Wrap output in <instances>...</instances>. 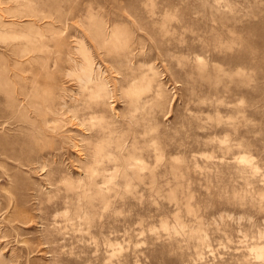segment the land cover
<instances>
[{"label": "rangeland", "instance_id": "obj_1", "mask_svg": "<svg viewBox=\"0 0 264 264\" xmlns=\"http://www.w3.org/2000/svg\"><path fill=\"white\" fill-rule=\"evenodd\" d=\"M0 264H264V0H0Z\"/></svg>", "mask_w": 264, "mask_h": 264}, {"label": "bare ground", "instance_id": "obj_2", "mask_svg": "<svg viewBox=\"0 0 264 264\" xmlns=\"http://www.w3.org/2000/svg\"><path fill=\"white\" fill-rule=\"evenodd\" d=\"M25 70V69H24ZM23 70V71H24ZM33 70V69H32ZM25 72V71H24ZM23 72V73H24ZM34 72V71H33ZM22 74V73H21ZM26 74V73H25ZM23 75V74H22ZM21 76V75H20ZM32 77V76H31ZM24 78V77H23ZM22 78V79H23ZM25 79V78H24ZM26 79H27V77H26ZM26 81V80H25ZM28 82H29V80H27ZM23 82V81H22ZM23 86H25L24 84H22ZM21 85V86H22ZM29 85V84H28ZM31 86H32V84H30ZM21 88V87H20ZM20 88H19V90H20ZM34 88V87H33ZM37 88V87H36ZM24 89H25V87H24ZM23 89V90H24ZM22 90V89H21ZM26 91V90H25ZM22 91H20V93H21ZM23 94V93H22ZM32 97H34V96H32ZM31 97V98H32ZM24 98V97H23ZM35 101V100H34ZM30 102V100L28 99V101H26V103H28L27 105V108L30 110V112H31V114L32 115H34L36 118H40V120H39V123L41 124V126L42 127H40V129H41V131L42 132H52V133H54V134H56L57 132H59V130L61 129V128H58L57 127V125L56 126H52L51 128H50V123H52L51 121V116H53L52 114H54L55 115V117H56V115L58 114L59 116H61V117H64L66 120H69V121H71V122H77L76 124L77 125H80V126H84V125H88L87 127L91 130L92 128H94V130H95V127L94 126H92V125H90V124H88V122H87V120H86V118H85V116H86V114L84 113V111H80V110H75V109H70L71 107L70 106H68L67 108H65V109H63V110H61V113L59 112V110H58V112L56 111V110H52V109H50V111L52 110V113L51 114H46L44 111H41L40 109H38L36 106H33V105H31V103H29ZM36 102H37V100H36ZM38 103V102H37ZM67 104V103H66ZM43 105H44V103H43ZM66 106V105H65ZM47 107V106H46ZM51 107V106H50ZM53 107V106H52ZM73 107H75V106H73ZM49 108V107H48ZM64 108V107H63ZM58 109V108H57ZM63 111V112H62ZM29 112V113H30ZM48 115H49V117H48ZM58 115H57V118H58ZM85 115V116H84ZM56 118V119H57ZM54 121V123L56 122L55 120H53ZM92 121V120H91ZM58 122V121H57ZM70 122V123H71ZM94 123V122H93ZM76 124H75V126H76ZM95 124V123H94ZM74 125V124H73ZM40 126V125H39ZM67 126V125H66ZM79 127V126H78ZM45 129H49V130H51V131H49V130H45ZM95 131H97V130H95ZM76 146V145H75ZM74 147V146H73ZM79 147V146H78ZM78 150V149H77ZM79 151V150H78ZM84 155V154H83ZM92 166H93V163L91 164ZM129 166V165H128ZM43 169V168H42ZM44 170V169H43ZM92 171V170H91ZM93 172V171H92ZM103 172V171H102ZM95 173H96V171H95ZM101 173V172H100Z\"/></svg>", "mask_w": 264, "mask_h": 264}]
</instances>
